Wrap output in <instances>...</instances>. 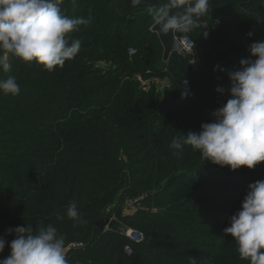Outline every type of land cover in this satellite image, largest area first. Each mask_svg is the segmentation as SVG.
I'll list each match as a JSON object with an SVG mask.
<instances>
[{
	"label": "trees",
	"instance_id": "16d2710c",
	"mask_svg": "<svg viewBox=\"0 0 264 264\" xmlns=\"http://www.w3.org/2000/svg\"><path fill=\"white\" fill-rule=\"evenodd\" d=\"M166 2L63 0L66 16L90 18L68 37L81 42L75 59L51 73L14 57L10 73L0 67V82L13 76L20 87L16 96L0 90V260L15 239L9 229L53 225L65 248L81 244L66 251L68 264H249L223 230L248 185L264 180V163L231 171L190 145H170L215 122L212 113L231 98L229 74L264 41V0H209L212 14L186 34L193 59L173 52L159 66L163 49L147 8ZM229 48L235 54L218 61ZM154 77L169 78L170 88L145 89L141 82ZM127 198L137 209L124 214ZM74 201L86 223L67 217ZM112 205V225L97 229ZM128 228L142 241L121 231Z\"/></svg>",
	"mask_w": 264,
	"mask_h": 264
},
{
	"label": "clouds",
	"instance_id": "9594fccd",
	"mask_svg": "<svg viewBox=\"0 0 264 264\" xmlns=\"http://www.w3.org/2000/svg\"><path fill=\"white\" fill-rule=\"evenodd\" d=\"M62 3L63 0H0L3 73H10L13 57L26 63L35 62L49 73L75 59L81 42L70 41L68 37L79 26H87L90 18H69L59 7ZM140 4L141 0H132L133 7ZM208 12L209 0H167L160 6L147 8L161 36L180 33L185 38ZM190 44L189 55L194 47ZM249 52L255 59H242L240 70L229 74L231 98L212 113L215 122L201 125L199 133L189 131L186 137L173 139L172 149L179 151L183 145H190L201 153L204 161L231 171L254 170L264 163V41L251 44ZM0 90L6 96H16L20 87L15 77L8 76L0 82ZM217 91L224 90L217 88ZM186 95L187 92L182 93V98ZM66 214L77 224L86 223L75 201ZM57 219L62 220L63 216L58 213ZM230 224L223 230L224 235L236 242L239 258L249 264H264V180L248 185L242 210L230 217ZM8 233H15V239L10 244L9 257L0 260V264H68L65 239L58 235L55 226L36 230L22 226L9 229ZM5 244L0 238V253Z\"/></svg>",
	"mask_w": 264,
	"mask_h": 264
},
{
	"label": "rangeland",
	"instance_id": "374dc122",
	"mask_svg": "<svg viewBox=\"0 0 264 264\" xmlns=\"http://www.w3.org/2000/svg\"><path fill=\"white\" fill-rule=\"evenodd\" d=\"M212 12H213V8H212V6H211V7L209 6V12H208V15H211ZM208 17H209V16H208ZM209 18H210V17H209ZM210 19H211V18H210ZM203 27H205V28H206V27L209 28L207 21H206V23L204 22ZM207 31H208V29H207ZM207 31L204 30V33H206V37H205V39L207 40V44H211V43H213V38H211L210 34H209ZM229 40H231V39H229ZM162 52H163V51H162ZM232 54H235V52L232 51V48H229V50H228L225 54L221 55L220 57L217 56L216 59H217L218 61H224V60H226V58L230 57V55H232ZM160 56H162V53H161ZM160 61L163 62L161 57H160V59H157V64H159V66L161 65V64H160ZM95 64H96V65L103 66V67L106 66L105 63L102 62V61H96ZM141 83L145 86V89H148V90H149V89H151L152 87H154V88L156 89V91H159V92L163 91L164 89H169L170 86H171L170 79H169V78H166V77H162V78H155V77H154V78H153L152 80H150V81H146V82L144 81V82H141ZM224 103H225L224 100L221 101V105H219V107L222 108V107L224 106V105H223ZM220 108H219V109H220ZM126 200H127V199H126ZM126 200L123 201V203H122V205H121L122 213H124V214L129 213V211H128V207H126ZM112 207H114V206L112 205L111 207H108V208L105 210V212H104V216H108V217L110 216L111 219L115 218L113 212H112V213H109V211L112 210Z\"/></svg>",
	"mask_w": 264,
	"mask_h": 264
},
{
	"label": "water",
	"instance_id": "95a60500",
	"mask_svg": "<svg viewBox=\"0 0 264 264\" xmlns=\"http://www.w3.org/2000/svg\"><path fill=\"white\" fill-rule=\"evenodd\" d=\"M151 32H155L158 35L160 44L162 46L163 49V54H162V61L166 62L170 56L171 53L176 52L178 53L180 56H185L188 59L192 58V55L187 54L186 50L184 48L181 47L179 40L176 38V34L175 36H173L171 33H169L166 36H161L158 33V28L155 29L154 24L151 27ZM113 223V219L109 218V217H103L101 219H98L97 222L95 223V227L97 229H104L107 227H110Z\"/></svg>",
	"mask_w": 264,
	"mask_h": 264
},
{
	"label": "built area",
	"instance_id": "2783aa9c",
	"mask_svg": "<svg viewBox=\"0 0 264 264\" xmlns=\"http://www.w3.org/2000/svg\"><path fill=\"white\" fill-rule=\"evenodd\" d=\"M176 38L179 40L181 47L184 48L186 50L187 54H188V50L191 47V44H190V42H192L191 39L187 35H186V38H185V34L182 35L181 37H177L176 36ZM133 52H134L133 50L129 49L130 55ZM193 52H194V48L192 50V54H191L192 55V58L191 59H193V57H194ZM126 207H128V210L130 212L135 211L137 209L136 208L137 207V201L135 199H132V198H127V200H126ZM121 231H123L124 234L127 237H130L133 241L140 242L143 239V236H142L141 233L131 231V229H129V228L128 229H124V230L122 229ZM80 246H81L80 243H69L68 246L65 248V250L67 251L69 247L75 248V247H80ZM125 252L127 254L130 252L129 246H126L125 247Z\"/></svg>",
	"mask_w": 264,
	"mask_h": 264
},
{
	"label": "crops",
	"instance_id": "0c3cea01",
	"mask_svg": "<svg viewBox=\"0 0 264 264\" xmlns=\"http://www.w3.org/2000/svg\"><path fill=\"white\" fill-rule=\"evenodd\" d=\"M129 211V210H128ZM129 213H130V211H129Z\"/></svg>",
	"mask_w": 264,
	"mask_h": 264
}]
</instances>
